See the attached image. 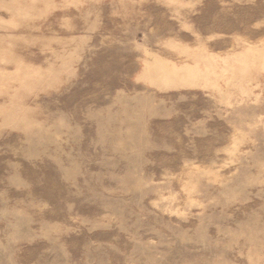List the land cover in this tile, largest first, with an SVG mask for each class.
I'll list each match as a JSON object with an SVG mask.
<instances>
[{
	"label": "rangeland",
	"instance_id": "obj_1",
	"mask_svg": "<svg viewBox=\"0 0 264 264\" xmlns=\"http://www.w3.org/2000/svg\"><path fill=\"white\" fill-rule=\"evenodd\" d=\"M0 264H264V0H0Z\"/></svg>",
	"mask_w": 264,
	"mask_h": 264
}]
</instances>
